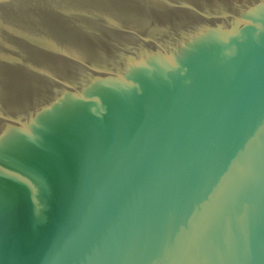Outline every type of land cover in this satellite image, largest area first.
I'll use <instances>...</instances> for the list:
<instances>
[{"label": "water", "instance_id": "water-1", "mask_svg": "<svg viewBox=\"0 0 264 264\" xmlns=\"http://www.w3.org/2000/svg\"><path fill=\"white\" fill-rule=\"evenodd\" d=\"M0 264H264V0H0Z\"/></svg>", "mask_w": 264, "mask_h": 264}]
</instances>
